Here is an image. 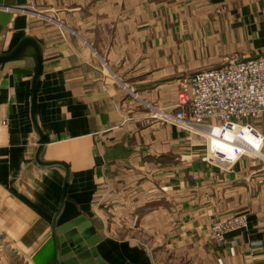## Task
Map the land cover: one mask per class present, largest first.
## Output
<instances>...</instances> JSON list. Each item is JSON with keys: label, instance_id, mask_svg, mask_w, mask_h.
<instances>
[{"label": "crops", "instance_id": "0c3cea01", "mask_svg": "<svg viewBox=\"0 0 264 264\" xmlns=\"http://www.w3.org/2000/svg\"><path fill=\"white\" fill-rule=\"evenodd\" d=\"M5 1L28 11L0 8V56L39 52L0 62V264H57L53 229L78 217L105 264H264V116L259 151L224 170L205 135L152 115L194 73L264 54V0H181V43L135 7L79 29ZM236 214L246 227L213 243L209 224Z\"/></svg>", "mask_w": 264, "mask_h": 264}, {"label": "built area", "instance_id": "2783aa9c", "mask_svg": "<svg viewBox=\"0 0 264 264\" xmlns=\"http://www.w3.org/2000/svg\"><path fill=\"white\" fill-rule=\"evenodd\" d=\"M189 98L177 105L164 122L207 139L202 160L228 170L242 156L256 154L263 136L251 121L264 116V54L255 58L226 59L222 65L194 73ZM212 139L219 141L213 144ZM245 214L212 221L208 234L222 245L227 233L246 227Z\"/></svg>", "mask_w": 264, "mask_h": 264}, {"label": "rangeland", "instance_id": "374dc122", "mask_svg": "<svg viewBox=\"0 0 264 264\" xmlns=\"http://www.w3.org/2000/svg\"><path fill=\"white\" fill-rule=\"evenodd\" d=\"M122 1L124 0H27V3L30 8L34 9V15L37 14L39 17L41 16L46 18L45 20H47V23L52 22V18H50L49 16H61L63 18L67 17L69 24L79 29H85L86 24L87 26L93 24L95 28L97 26H100L102 23V12L106 11L107 9L110 10L111 14L116 13V16H111V21H109L110 26L112 27L113 24L116 25L119 22L117 18L118 13H122L124 9L127 11H131L135 7L137 11H140L147 17L149 16V14H151V19L143 20V27L158 28L159 31H168V38L170 37L172 31V36L175 35L174 39L179 40L180 43L184 39L181 38V36H183L184 33H187L190 21L178 18L177 13L176 15L173 13V17L171 18L172 12L176 9L177 12L181 13L180 11H182L183 7L181 5V0H138V4H124ZM125 1L130 2L131 0ZM107 4L109 6H107ZM90 14H92L93 16L90 17ZM208 21L213 22L214 20ZM150 24L152 26H150ZM205 29V34H209V32H207L208 27H205ZM189 40L191 42L197 41L192 38H190ZM201 41L206 40L202 39ZM177 105H175V112L177 111ZM152 115L155 119H158L161 122L165 123L164 117L160 110H157ZM212 142L213 144L217 143L213 140ZM9 260V264L23 263V261L19 259L17 261L13 257H10ZM1 264L6 263L1 262Z\"/></svg>", "mask_w": 264, "mask_h": 264}, {"label": "water", "instance_id": "95a60500", "mask_svg": "<svg viewBox=\"0 0 264 264\" xmlns=\"http://www.w3.org/2000/svg\"><path fill=\"white\" fill-rule=\"evenodd\" d=\"M0 8L12 11H28L19 7L13 2L0 0ZM33 12L34 9H31ZM31 43L37 51L35 43L31 40H24L19 43L16 49L9 55L0 56V62L11 59L17 54L25 43ZM39 70V57H37V73ZM55 236V261L57 264H105L95 251V245L100 237L95 234L90 222L84 217H78L53 229Z\"/></svg>", "mask_w": 264, "mask_h": 264}, {"label": "bare ground", "instance_id": "6f19581e", "mask_svg": "<svg viewBox=\"0 0 264 264\" xmlns=\"http://www.w3.org/2000/svg\"><path fill=\"white\" fill-rule=\"evenodd\" d=\"M37 15V14H36ZM32 16V15H31ZM213 141L217 142V144L219 143V141L215 140V139H212Z\"/></svg>", "mask_w": 264, "mask_h": 264}]
</instances>
